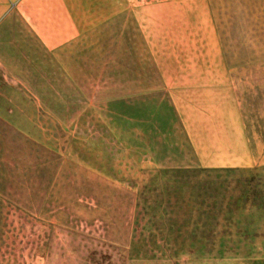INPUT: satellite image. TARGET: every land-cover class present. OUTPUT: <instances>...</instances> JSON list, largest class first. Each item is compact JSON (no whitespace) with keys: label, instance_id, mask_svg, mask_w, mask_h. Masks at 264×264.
I'll return each instance as SVG.
<instances>
[{"label":"rangeland","instance_id":"1","mask_svg":"<svg viewBox=\"0 0 264 264\" xmlns=\"http://www.w3.org/2000/svg\"><path fill=\"white\" fill-rule=\"evenodd\" d=\"M0 264H264V0H0Z\"/></svg>","mask_w":264,"mask_h":264},{"label":"trees","instance_id":"2","mask_svg":"<svg viewBox=\"0 0 264 264\" xmlns=\"http://www.w3.org/2000/svg\"><path fill=\"white\" fill-rule=\"evenodd\" d=\"M187 173H190V172H185V174H187ZM175 177V176H174ZM196 187L197 186H192V187H190L188 190H189V192L190 193H193V192H195V191H197L198 189H196ZM158 203L160 202L161 203V205L163 204V203H165V202H163V201H157ZM156 202V203H157ZM157 205V204H156ZM158 206V205H157ZM141 213H143V209H139V211L136 213V215L138 216V219H139V216L141 215ZM138 219H137V221H138ZM137 228V227H136Z\"/></svg>","mask_w":264,"mask_h":264}]
</instances>
